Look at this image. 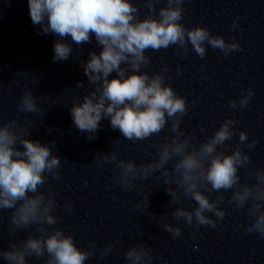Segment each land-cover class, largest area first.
Listing matches in <instances>:
<instances>
[{"label": "clouds", "instance_id": "1", "mask_svg": "<svg viewBox=\"0 0 264 264\" xmlns=\"http://www.w3.org/2000/svg\"><path fill=\"white\" fill-rule=\"evenodd\" d=\"M160 2L144 0L149 14L143 19L139 17V6L131 0H28V8L32 24L41 26L38 34L51 33L61 40L71 37L77 46L91 43L94 35L102 47L99 54L91 52L87 62L81 61L84 74L94 90L87 92L82 102L79 98L74 99L70 109L75 127L87 132V139L96 138L104 118H109L111 128L118 129L123 138L132 142L159 135L171 119L169 131L174 136L159 145L156 158L149 163L118 159V149L96 155L95 160L100 166L117 162L119 171L113 181L121 189L132 190L136 187L134 181L159 173L157 179L163 178L171 197L168 207L179 204L183 198L196 202L191 210L180 206L171 213L174 220L182 221L190 229L201 225L216 228L217 220L223 221L226 215L220 207L225 202L224 193L231 190L227 203L234 205L237 211L247 207L250 222L241 225L244 234L264 237V169L248 170V175L254 176V183H241L238 175L240 168L251 164L249 155L242 149L254 148L258 141L253 139L247 143L248 134L239 131L238 144L231 154L218 150L221 146L228 147L226 142L232 139L235 131L236 121L225 118L219 128L197 146L195 135H186L181 128L182 117L192 105L165 83L163 73L168 71L167 65L152 75L141 71L142 66L146 68L150 64V57L145 55L148 50L156 52L176 45L184 58L190 43L192 50L203 60L207 55L205 45L219 49L225 57L242 51L241 45L235 38L229 42L221 35L212 34L205 26L188 28L181 23L185 0H166L158 15H153ZM237 23L233 20V30ZM71 53L72 47L68 43H54V61L67 60ZM182 71L177 66L178 76ZM113 72L116 76L109 79ZM77 87H83L82 83L78 82ZM253 95L251 88L242 91L239 100L229 101V107L245 108ZM46 97L34 96L32 90L24 92L18 113H41L38 101ZM30 124L31 121L16 119L0 124V210H12L10 235L33 225L40 235L34 237L29 233L25 239L10 243L8 250H0V257L7 264H27L28 257H46L43 264H85L96 255L97 246L92 244L88 250H82L77 247L73 236L55 227L60 220L59 216L52 214L57 204L55 193L49 191L45 194L40 189L46 183L45 174L54 179L61 178L58 171L61 158L52 153L54 141L45 145L28 139ZM212 191L220 193L215 200L205 195V192ZM148 197L149 193L145 194L149 203ZM144 206L143 202H137L134 208ZM66 209L71 212L72 206L66 205ZM206 213L213 214L216 219ZM161 227L173 238L181 235L177 225L164 222ZM118 245V240L105 245L99 258L110 255ZM124 256L126 264H152L154 260L152 249L142 241L130 247Z\"/></svg>", "mask_w": 264, "mask_h": 264}]
</instances>
